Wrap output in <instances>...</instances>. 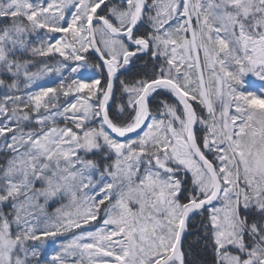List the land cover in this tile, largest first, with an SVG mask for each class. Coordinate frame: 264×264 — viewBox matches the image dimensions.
<instances>
[{"label":"snow or ice","instance_id":"1","mask_svg":"<svg viewBox=\"0 0 264 264\" xmlns=\"http://www.w3.org/2000/svg\"><path fill=\"white\" fill-rule=\"evenodd\" d=\"M0 264H264V0H0Z\"/></svg>","mask_w":264,"mask_h":264},{"label":"trees","instance_id":"2","mask_svg":"<svg viewBox=\"0 0 264 264\" xmlns=\"http://www.w3.org/2000/svg\"><path fill=\"white\" fill-rule=\"evenodd\" d=\"M113 2H115V1H113ZM88 55H89V56H92V54H91L90 52L88 53Z\"/></svg>","mask_w":264,"mask_h":264},{"label":"rangeland","instance_id":"3","mask_svg":"<svg viewBox=\"0 0 264 264\" xmlns=\"http://www.w3.org/2000/svg\"><path fill=\"white\" fill-rule=\"evenodd\" d=\"M89 50H91V49H89ZM251 79H254V78H251ZM257 83H259V82L257 81Z\"/></svg>","mask_w":264,"mask_h":264},{"label":"water","instance_id":"4","mask_svg":"<svg viewBox=\"0 0 264 264\" xmlns=\"http://www.w3.org/2000/svg\"><path fill=\"white\" fill-rule=\"evenodd\" d=\"M115 1H117V0H115Z\"/></svg>","mask_w":264,"mask_h":264}]
</instances>
